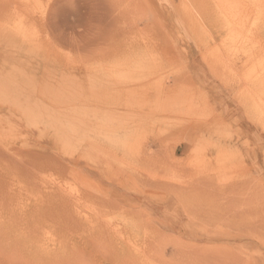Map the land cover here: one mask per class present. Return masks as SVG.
I'll use <instances>...</instances> for the list:
<instances>
[{
    "label": "rangeland",
    "instance_id": "obj_1",
    "mask_svg": "<svg viewBox=\"0 0 264 264\" xmlns=\"http://www.w3.org/2000/svg\"><path fill=\"white\" fill-rule=\"evenodd\" d=\"M216 2L0 0V264H264V0Z\"/></svg>",
    "mask_w": 264,
    "mask_h": 264
},
{
    "label": "bare ground",
    "instance_id": "obj_2",
    "mask_svg": "<svg viewBox=\"0 0 264 264\" xmlns=\"http://www.w3.org/2000/svg\"><path fill=\"white\" fill-rule=\"evenodd\" d=\"M206 2V1H205ZM215 2H216V0H215ZM222 2V1H221ZM221 2H216V5H217V3H219L220 5V8H222V9H224V8H227L226 6H229L231 3L230 2H228V0H226L224 3H221ZM236 6H240V5H236ZM235 7V6H234ZM198 8V7H197ZM219 8V7H218ZM241 8V7H240ZM228 9V8H227ZM238 9V8H237ZM234 11V10H233ZM235 12V11H234ZM222 13V12H221ZM230 30V29H229ZM229 30H228V32H229ZM216 31H217V29H216ZM209 32H211V31H209ZM208 32V33H209ZM224 34H227V31H224V33L222 32V31H217V32H215L214 34L213 33H209L208 35V44H206L205 46H206V48L208 49V46H209V52L207 53V55H209V59H211L212 61H215V62H219V60H221L222 58H220V59H218L219 58V56H218V54L217 53H215V52H218V50H213L212 49V51H210V46H211V44L212 43H214L216 40H218V39H221L223 36H224ZM206 35V34H205ZM206 39V38H205ZM256 48V52H258V53H260V50H261V48H259V49H257V47H255ZM245 48L243 47V48H241V50L239 51L240 53H237V52H235V56L233 57V59H234V61L236 60V61H238V57H239V54H245L247 57H249V56H251V53L252 52H248L249 50H244ZM262 49H264V48H262ZM263 51V50H262ZM240 59H241V57H240ZM238 63H240V62H238ZM238 63H237V65H238ZM234 66H236V64H234ZM130 155H132V154H130ZM133 157V156H132ZM149 159V158H148ZM135 163V162H134ZM133 164V163H132ZM64 166V165H63ZM131 167V166H130ZM129 168V167H128ZM135 169V168H134ZM139 170V169H138ZM140 171V170H139ZM102 173V172H101ZM126 174V173H125ZM103 175V174H102ZM123 177V176H122ZM139 178V177H138ZM131 180H133V179H131L130 177H127V178H125L124 179V182H123V187L125 188L126 186H129V184H130V182H131ZM134 181V180H133ZM133 183H135V182H133ZM136 184V183H135ZM149 184V183H148ZM151 184V183H150ZM122 185V184H121ZM133 184H131L130 186H132ZM137 185V184H136ZM122 188V187H121ZM55 193V197H58V203L56 202V203H54L53 205H50V206H52V208L53 207H55L56 208V211H57V217L56 218H60L62 221H61V223H68V222H70V220L69 219H73L74 217H73V213H72V211H70L69 209L70 208H72V204H73V201L75 200V198L76 197H74L73 199L71 198V197H68V196H65L62 192H60V193H58V191H56V192H54ZM47 194H49V193H47ZM52 195V194H51ZM57 195V196H56ZM46 197H47V199L48 200H50V198H48V195H46ZM71 198V199H70ZM46 199V200H47ZM45 200V201H46ZM69 200V201H68ZM2 201V200H1ZM51 201V200H50ZM67 201H68V204H67ZM47 202V201H46ZM45 203V202H44ZM43 203V204H44ZM48 203H49V201H48ZM50 204V203H49ZM47 205V204H46ZM50 206L47 208L46 207V209L48 210V209H50ZM43 207H44V205H43ZM45 208V207H44ZM4 209V208H3ZM12 213V212H11ZM56 213V212H55ZM7 214V213H6ZM5 217H6V215H5ZM5 217H3V219L5 218ZM8 219H9V217H8ZM69 220V221H68ZM4 222H6V220L4 219V220H1L0 219V229L2 230V226H5V225H7V222L4 224ZM30 222H31V220H30ZM34 223H35V221H34ZM33 222H32V224L33 225H35ZM12 225H10V221H9V226L8 227H11ZM33 227H35V226H33ZM32 227V228H33ZM7 228V227H6ZM12 228V227H11ZM36 228V227H35ZM8 229H10V228H8ZM14 229V228H13ZM6 230V232H7V229H5ZM11 230V229H10ZM20 230V229H19ZM35 230V229H34ZM3 231V230H2ZM2 231H0V233L2 232ZM9 232V231H8ZM3 233H4V231H3ZM10 233V232H9ZM8 233V234H9ZM15 233H16V231H15ZM6 234V233H5ZM18 234V233H17ZM1 237H2V235H0ZM4 238H7V237H4ZM13 238V237H12ZM3 244V246H6V245H4V243H2ZM13 244V243H12ZM11 244H9V246H10ZM12 247V246H11ZM5 248V247H4ZM14 251H15V249H14Z\"/></svg>",
    "mask_w": 264,
    "mask_h": 264
}]
</instances>
